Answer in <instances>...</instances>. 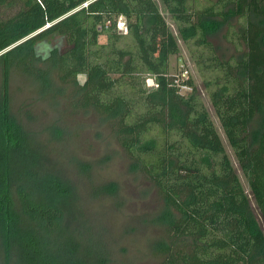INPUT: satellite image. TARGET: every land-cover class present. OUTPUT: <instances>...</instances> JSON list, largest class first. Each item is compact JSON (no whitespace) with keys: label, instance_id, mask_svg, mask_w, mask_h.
Wrapping results in <instances>:
<instances>
[{"label":"trees","instance_id":"trees-1","mask_svg":"<svg viewBox=\"0 0 264 264\" xmlns=\"http://www.w3.org/2000/svg\"><path fill=\"white\" fill-rule=\"evenodd\" d=\"M206 1L0 0V264H104L109 255L80 186L20 116L15 75L109 122L130 172L163 205V264H264V0ZM217 37L233 53L222 55ZM174 55L189 58L188 78L171 75ZM91 183L93 197L119 204L118 182Z\"/></svg>","mask_w":264,"mask_h":264},{"label":"rangeland","instance_id":"rangeland-1","mask_svg":"<svg viewBox=\"0 0 264 264\" xmlns=\"http://www.w3.org/2000/svg\"><path fill=\"white\" fill-rule=\"evenodd\" d=\"M200 2L207 3L206 0ZM162 11L171 24L169 15ZM215 40L222 55L227 57L233 53L231 45L226 44L222 38L217 37ZM180 45L182 53L187 51L183 42H180ZM185 57L187 58L186 55ZM187 59L190 62L189 58ZM179 63L176 55L170 58L171 75L179 71ZM194 69L195 81L203 100L216 120L245 189L249 191L235 153L211 108L203 80L197 68ZM12 81L14 99L19 101L16 108H25L20 116L25 123L28 121L29 127L37 133L39 141L45 145L51 157L63 162L68 176L80 186V207L88 215L86 218L97 225L98 234L104 238L103 245L109 252L107 257H103L107 260L104 264H163L164 258L162 253L157 251V243L165 240V232L156 221L163 205L155 188L136 172H130V160L117 143L109 122L102 120L95 113L72 112L62 98L43 97V94L37 91V87L42 86V81L37 82L31 77L19 75H15ZM25 112H29L28 115L34 119L29 120ZM55 128L57 132L54 133L52 130ZM69 158L74 162L70 163ZM93 177L99 181L118 182L121 195L118 205L112 202V197L109 198L110 202H107L109 196L93 197Z\"/></svg>","mask_w":264,"mask_h":264},{"label":"built area","instance_id":"built-area-1","mask_svg":"<svg viewBox=\"0 0 264 264\" xmlns=\"http://www.w3.org/2000/svg\"><path fill=\"white\" fill-rule=\"evenodd\" d=\"M117 27L121 32H127L126 20L124 19L123 16L119 17L118 22H117ZM185 60L188 62V64H186ZM179 62H180L179 65L181 64V66L179 67L178 73H176L175 75L177 76L178 74H180L181 77L188 78L189 71H190L189 70V61L186 58H184V59L179 58ZM175 82H176L177 86L180 88V91L181 90H183V91L191 90L190 86L181 84L179 79L176 78ZM149 83H150V85H153L154 81L152 79H150Z\"/></svg>","mask_w":264,"mask_h":264}]
</instances>
